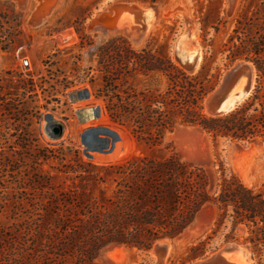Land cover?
Returning a JSON list of instances; mask_svg holds the SVG:
<instances>
[{
  "label": "rangeland",
  "instance_id": "1",
  "mask_svg": "<svg viewBox=\"0 0 264 264\" xmlns=\"http://www.w3.org/2000/svg\"><path fill=\"white\" fill-rule=\"evenodd\" d=\"M1 1L15 3L25 20L23 43L14 52L0 48V94L7 103L0 109V239L4 244L8 239L14 242L15 226L27 218L33 204H45L49 194L69 191L80 183L75 177L86 175L78 166L80 159L96 165H111L144 154L176 155L203 168L214 186L219 183L222 171L236 175L249 187L263 186L264 142L260 139L253 143L214 139L199 128L178 125L165 133L161 145L151 147L116 127L105 110V100L98 97L103 83L95 55L99 45L123 36L136 50L148 45L154 49L164 47L173 62L186 71L174 50L177 40L188 29L184 40L195 35L201 49L200 66L195 73L204 67L209 69L210 76L218 77L217 88L234 64L247 61L231 63L229 39L242 14L250 18L263 0H235L233 6L230 0ZM120 3L134 4L143 10L148 8L146 13L129 11L141 29L150 20L147 17L150 11L158 18L143 44L136 46L128 36H106L93 30L96 18ZM201 20L207 24L204 30ZM247 35L240 34L243 40ZM233 44L239 45L240 41L236 38ZM255 74L252 93L233 111L244 107L253 97L258 79V73ZM151 84L153 89L159 86L157 82ZM59 128H62L61 135H57ZM96 129L115 131L121 138L111 148L105 147V138L98 136ZM82 184L92 187L86 180ZM217 215L214 207L207 206L179 239L161 240H169L171 244L165 263L195 261H187L188 248L212 235ZM229 233L230 229L222 228L212 235L208 251L200 258L235 242L248 249L252 264H264V251L257 254L246 243L248 232L244 226L236 229L234 239L226 241ZM155 259L152 250L143 252L113 246L103 253L98 263L153 264Z\"/></svg>",
  "mask_w": 264,
  "mask_h": 264
},
{
  "label": "trees",
  "instance_id": "2",
  "mask_svg": "<svg viewBox=\"0 0 264 264\" xmlns=\"http://www.w3.org/2000/svg\"><path fill=\"white\" fill-rule=\"evenodd\" d=\"M24 24L15 3L0 0L3 51L14 52L23 43ZM200 24L207 28L203 20ZM236 38L239 45L233 44ZM229 43L231 63L252 62L258 79L251 100L222 116L205 111L204 102L218 84L206 67L187 73L164 47L136 50L123 36L99 45L95 55L103 88L98 97L105 100L111 122L151 147L161 145L165 133L178 125L199 128L214 139L264 142V0L250 18L242 14ZM152 82L159 86L153 89ZM5 101L0 94V109ZM95 133L109 148L116 135L121 138L109 129ZM78 166L86 173L75 177L78 185L49 194L45 204H33L16 224L14 242L0 239V264H99L113 246L149 252L158 241L179 239L207 206L218 213L212 235L230 229L228 241L244 226L246 243L257 254L264 251V184L249 187L222 171L214 186L203 168L176 155L144 154L111 165L80 159ZM85 180L91 188L82 184ZM212 235L188 248L187 261L206 254Z\"/></svg>",
  "mask_w": 264,
  "mask_h": 264
},
{
  "label": "bare ground",
  "instance_id": "3",
  "mask_svg": "<svg viewBox=\"0 0 264 264\" xmlns=\"http://www.w3.org/2000/svg\"><path fill=\"white\" fill-rule=\"evenodd\" d=\"M43 1V0H42ZM48 1V0H47ZM125 5V4H122ZM125 6H133L131 4ZM135 9L131 7L128 9L123 10L120 15L115 19H109L106 22H94L96 26H93V30L98 31L106 36H115V35H125L128 36L136 46H139L144 43L146 35L149 31L153 30L158 23V18L155 14L150 11L147 14L149 15L150 20L146 23L141 29L137 26L136 22L134 21L133 17L131 16L130 12H141L146 13V10L140 9L136 6H133ZM152 8V7H149ZM155 9V8H153ZM158 11V9H156ZM130 11V12H129ZM102 18V17H100ZM110 21V22H108ZM108 23V24H106ZM137 28V29H136ZM188 34V29L184 33V36ZM183 36V37H184ZM181 37L177 40L175 44V57L178 60L179 64L185 69L184 65H191L195 64L196 68L194 71H187L190 74H194L197 72L200 66V58H201V49L198 43L196 42L195 35L188 36L185 40ZM240 64H243L240 62ZM246 64V63H245ZM249 74L251 76V83L254 85L255 77H256V68L253 63L249 62L247 64ZM186 70V69H185ZM247 84V76L243 75L236 86L233 88L231 93L228 96L226 101V106H235L239 104L248 94L250 91L245 90V86ZM249 96V95H248ZM235 108V107H234ZM207 114L212 115L207 109ZM213 116V115H212ZM230 246V245H229ZM166 247V253L163 257H160L157 253L158 248ZM171 250V244L169 240L158 242L155 247L152 249L153 254L156 255V259L154 264H166V258L169 255ZM230 262L233 264H252L250 252L248 249L243 247H237L235 253L230 256Z\"/></svg>",
  "mask_w": 264,
  "mask_h": 264
},
{
  "label": "water",
  "instance_id": "4",
  "mask_svg": "<svg viewBox=\"0 0 264 264\" xmlns=\"http://www.w3.org/2000/svg\"><path fill=\"white\" fill-rule=\"evenodd\" d=\"M230 3H231V6H233L235 4V0H230ZM125 5H129V4H125ZM125 5H122L120 3V4H116V5L109 7L107 10L102 12L96 18V20L94 22H96V23L97 22H103V21L106 22L109 19L117 18L120 15V13L125 9H128L130 7L132 9H135L133 7L134 4H133V6H125ZM100 17H102V18H100ZM241 63H243V64H240V62L234 64V66L225 73L220 85L207 97V99L205 101V107L213 116H221V115L228 114L238 107V104L231 107V106H226L225 103L228 99L229 94L231 93V91L233 90V88L236 86L239 79L243 75L247 76V84H246L244 89L247 91H250V94L252 93L255 85H252V83H251V76L249 74V70L247 67V64L249 62L248 61H242ZM184 67H185L186 71H194L196 68V65L195 64L184 65ZM256 78H257V76H256ZM256 78H255L254 84L256 83ZM87 94L89 96L88 91H87ZM99 114H100V108L97 109V115H99ZM49 119H52V117H49ZM61 129L62 128L58 129L57 135H61V131H62ZM116 136H117L116 140H120V136L119 135H116ZM158 242H162V241H158ZM155 245H154V247H155ZM237 247H243V246H241L240 244L235 243V242L229 243L225 247H223L222 249L218 250L217 252H215V253L207 256V257L197 259V260L191 262L190 264H233L230 262V260H231L230 256L233 253H235ZM166 250H167L166 247L158 248L157 253L160 257H163L164 254L166 253Z\"/></svg>",
  "mask_w": 264,
  "mask_h": 264
}]
</instances>
